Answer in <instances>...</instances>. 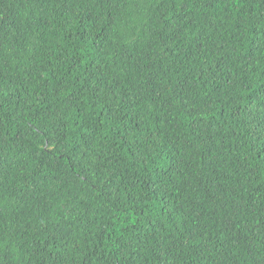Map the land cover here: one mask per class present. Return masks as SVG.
<instances>
[{
	"label": "trees",
	"instance_id": "trees-1",
	"mask_svg": "<svg viewBox=\"0 0 264 264\" xmlns=\"http://www.w3.org/2000/svg\"><path fill=\"white\" fill-rule=\"evenodd\" d=\"M0 264H264V0H0Z\"/></svg>",
	"mask_w": 264,
	"mask_h": 264
}]
</instances>
